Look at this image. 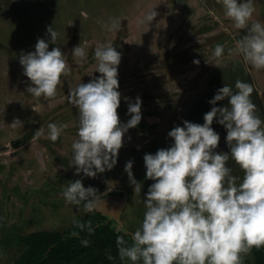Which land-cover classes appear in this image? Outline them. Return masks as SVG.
<instances>
[{
    "label": "rangeland",
    "instance_id": "rangeland-1",
    "mask_svg": "<svg viewBox=\"0 0 264 264\" xmlns=\"http://www.w3.org/2000/svg\"><path fill=\"white\" fill-rule=\"evenodd\" d=\"M254 8L252 21L264 23V0H254ZM153 9L157 15L149 23L145 18ZM113 20H118V30L111 29ZM51 25L59 36L48 50L61 48L70 73L61 77L55 97L36 98L26 91L31 82L19 57L34 51L37 39L50 40L46 29ZM246 32L235 27L218 0H0V264H12L24 251L18 237L64 232L86 214L98 213L63 198L67 184L77 179L100 193L99 204L122 205L118 216L105 217L113 229L137 230L146 211L140 200L154 182L145 179L143 156L170 147L167 134L183 121L203 124L212 107L209 100L224 83H251V99L264 120V69L229 51ZM107 43L121 53L120 122L130 119L128 104L136 97L142 101V118L123 137L116 165L89 178L75 174L72 165L79 115L68 95L79 83L101 75L95 72L94 49ZM217 44L224 47L219 59L213 56ZM78 45L87 52L83 62L72 54ZM227 104L225 98L216 106ZM16 120L22 126L12 125ZM49 123L67 125L56 141L47 136ZM211 127L220 136L214 151L228 153L226 129L215 118ZM38 129L43 134L36 135ZM129 160L134 178L142 182L140 196L124 172ZM228 166L233 175H242L231 160ZM241 256L242 264H254L251 253Z\"/></svg>",
    "mask_w": 264,
    "mask_h": 264
},
{
    "label": "clouds",
    "instance_id": "clouds-1",
    "mask_svg": "<svg viewBox=\"0 0 264 264\" xmlns=\"http://www.w3.org/2000/svg\"><path fill=\"white\" fill-rule=\"evenodd\" d=\"M218 2L237 29H247L236 49L229 51L242 55L255 69H264V23L252 21L254 0ZM156 15L153 9L145 19L150 23ZM119 26L118 20L110 25L113 30ZM46 34L50 40L37 39L35 50L19 57L23 74L31 82L26 91L36 98L55 97L61 77L70 73L61 48L48 50L59 33L51 25ZM223 53V45L217 44L213 56L219 59ZM72 54L81 62L87 58L80 45L72 49ZM94 57L95 72L101 75L88 83H79L68 95L79 115L72 165L75 174L83 173L89 178L116 165L123 137L142 118L140 97L128 104L130 119L126 123L120 122L117 113L121 100V53L113 43H107L94 49ZM253 92V85L244 80L237 79L234 86L224 83L209 100L212 107L204 114L203 124L183 121V126L168 132L173 141L170 147L143 156L145 179L154 182L140 200L146 209L141 226L126 233L131 237V245L126 244L123 236L117 237L121 259L127 258L132 264H242V253L264 246V120L251 99ZM225 98L228 104L217 107V102ZM214 118L226 129L228 153L214 151L220 140L219 133L211 127ZM15 124L21 122L16 120L12 125ZM66 127L49 123L48 138L56 141ZM41 134L38 129L36 135ZM229 160L242 175L232 174ZM132 167L133 161H127L124 172L133 192L140 196L142 182L134 178ZM62 196L69 204L83 202L89 210L100 203V193L92 186L84 187L81 179L69 182ZM76 226H87L92 231L90 222H77ZM81 244L87 246L89 241L84 239Z\"/></svg>",
    "mask_w": 264,
    "mask_h": 264
},
{
    "label": "trees",
    "instance_id": "trees-1",
    "mask_svg": "<svg viewBox=\"0 0 264 264\" xmlns=\"http://www.w3.org/2000/svg\"><path fill=\"white\" fill-rule=\"evenodd\" d=\"M77 222H90L92 231L87 226L77 227ZM77 222L64 232L43 230L18 237L25 249L12 264H132L127 258L121 259L117 244V237L123 236L131 245L130 235L113 229L99 213H88ZM84 239L89 241L87 246L81 244ZM248 253L253 255L254 264H264V246L253 247Z\"/></svg>",
    "mask_w": 264,
    "mask_h": 264
},
{
    "label": "water",
    "instance_id": "water-1",
    "mask_svg": "<svg viewBox=\"0 0 264 264\" xmlns=\"http://www.w3.org/2000/svg\"><path fill=\"white\" fill-rule=\"evenodd\" d=\"M96 210L98 213H100L103 216H111L116 217L120 214L122 210V205L120 203H115V202H108L104 204H98L96 207ZM124 232V231H122ZM127 233V232H125Z\"/></svg>",
    "mask_w": 264,
    "mask_h": 264
},
{
    "label": "crops",
    "instance_id": "crops-1",
    "mask_svg": "<svg viewBox=\"0 0 264 264\" xmlns=\"http://www.w3.org/2000/svg\"><path fill=\"white\" fill-rule=\"evenodd\" d=\"M104 217H107V216H104ZM109 218V217H108Z\"/></svg>",
    "mask_w": 264,
    "mask_h": 264
}]
</instances>
